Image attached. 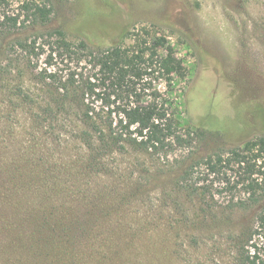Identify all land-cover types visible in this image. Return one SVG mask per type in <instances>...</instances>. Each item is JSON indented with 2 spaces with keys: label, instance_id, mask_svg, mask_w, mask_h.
<instances>
[{
  "label": "rangeland",
  "instance_id": "rangeland-1",
  "mask_svg": "<svg viewBox=\"0 0 264 264\" xmlns=\"http://www.w3.org/2000/svg\"><path fill=\"white\" fill-rule=\"evenodd\" d=\"M25 1L6 0L0 12L18 14ZM33 1L53 8L44 31L94 48L164 38L185 72L171 82L148 76L147 94L158 91L178 132L194 139L153 154L90 150L76 107L48 116L24 101L30 90L43 101L37 72H0V264H237L229 229L175 178L205 155L264 136V0ZM7 51L0 46V64L26 61ZM195 172L202 189L204 169ZM72 224L86 234L73 237Z\"/></svg>",
  "mask_w": 264,
  "mask_h": 264
},
{
  "label": "trees",
  "instance_id": "trees-1",
  "mask_svg": "<svg viewBox=\"0 0 264 264\" xmlns=\"http://www.w3.org/2000/svg\"><path fill=\"white\" fill-rule=\"evenodd\" d=\"M5 3L0 0V7ZM52 15V6L33 0L23 2L18 14L0 12L1 49L8 50L10 57L22 54L26 59L0 64V72H21L23 65L26 71L37 72L42 85L43 101H38L34 90L22 91L26 103L32 107L45 105L42 108L48 116L64 115L76 107L80 112L76 131L90 150L131 147L153 154L185 146L194 139L191 132L186 136L178 132L175 114L170 113L158 91L147 94L148 76L157 74L171 82L185 72L164 38L136 41L130 48L120 44L94 48L85 40L71 41L62 29L44 31ZM28 28L39 33L34 38L19 37ZM198 104L196 111L190 110L195 118ZM191 121L194 123L193 117ZM199 134L205 136L207 131L200 130ZM200 167L205 175L202 189L192 180ZM178 173L175 183L185 198L201 200L205 213L212 216L215 212L216 219L229 229L228 239L234 244L237 264H264V136L241 146L220 148L183 166ZM47 227L54 237L57 226L50 222ZM66 228L76 239L87 231L82 225ZM66 250L60 248V252ZM98 254L102 259L108 255Z\"/></svg>",
  "mask_w": 264,
  "mask_h": 264
}]
</instances>
